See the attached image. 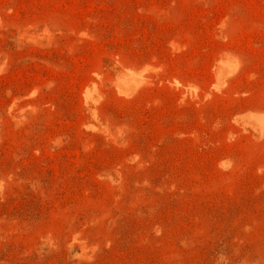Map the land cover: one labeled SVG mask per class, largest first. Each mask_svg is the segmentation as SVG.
Here are the masks:
<instances>
[{
  "label": "rangeland",
  "instance_id": "rangeland-1",
  "mask_svg": "<svg viewBox=\"0 0 264 264\" xmlns=\"http://www.w3.org/2000/svg\"><path fill=\"white\" fill-rule=\"evenodd\" d=\"M0 264H264V0H0Z\"/></svg>",
  "mask_w": 264,
  "mask_h": 264
}]
</instances>
